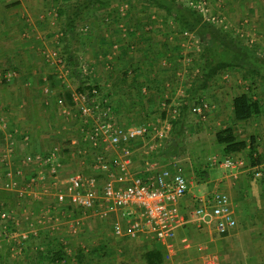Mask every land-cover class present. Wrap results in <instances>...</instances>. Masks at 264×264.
Masks as SVG:
<instances>
[{
  "label": "rangeland",
  "instance_id": "obj_1",
  "mask_svg": "<svg viewBox=\"0 0 264 264\" xmlns=\"http://www.w3.org/2000/svg\"><path fill=\"white\" fill-rule=\"evenodd\" d=\"M75 1L79 0H40L42 4L36 5L39 10L37 14L40 17L35 24L40 28L39 31L44 32L38 38L41 46H38L35 56L38 55V60L44 67L41 76H45L46 80L49 76H55L53 74L54 65L59 66L57 62L59 57L66 62V65L73 64L74 66V63L80 60V63L90 66L93 79L99 74L103 75L111 67L110 61H117L121 65L116 71L121 84H124L123 81H127L128 78L132 79L136 74L139 77H153L161 74L160 72H163V75L168 74L164 81V92L162 93L164 97L157 100L160 105L161 103L166 104L162 105L165 109L174 107L172 104L181 105L191 96L202 68L208 62L206 59L209 50L201 33L182 26L175 14H168L165 10L156 7L151 0H110L105 5L88 10L77 23L76 29L69 31L66 27V17H61L59 11L63 7L69 8ZM189 1L191 0H177L181 6L192 8L188 4ZM201 1L209 9L211 17H215L214 20L209 21L201 16L202 23L207 21L217 28L224 29L234 41L238 40L242 45L254 48L264 56V0ZM86 26L88 29L84 30ZM114 31L117 36L123 37L128 42L125 41L129 47L126 53L118 46L117 39L113 40ZM20 35V40L25 42L29 38L23 33ZM143 43H150L151 50L143 55L144 60L142 61L134 58L133 52L135 53L138 46ZM30 57L31 61L35 58L33 54L28 55L25 52H18L17 55L7 53L6 56H0V109L2 111L13 108V101L6 102L9 95H6L4 86L13 83L12 80L17 78L26 81L29 72L27 62ZM96 57L101 63L105 62L103 65L106 67L105 71L94 67L93 61ZM65 75L69 78L74 76L73 73ZM146 91L148 92V86ZM42 92L45 96L51 94V91L46 90L45 87L42 88ZM241 92H246L252 101L259 103L260 112L248 121L241 122L240 126V122H236V134L239 138L246 136L249 139L253 138L255 142L259 140L260 145L264 143L262 142L264 141V133H262L264 129L260 134L252 132L253 127L264 126V78L250 75L248 69L230 67L217 74L210 81L208 88L196 92L197 94L191 99L185 111L181 134H175L174 142L165 154H170V156L186 154L185 152L193 149L194 146L197 147V141L201 143L205 140V143H209L211 136L218 129L223 128L220 126L233 125V118H230L228 123L221 124L220 121L224 119L222 118L224 115L221 117L216 110L218 105L221 109L228 110L227 102ZM137 94L139 96L140 92L138 91ZM171 96L177 97L175 102L170 98ZM147 102L150 103V101ZM200 102L209 103V109L202 115L192 113L191 107ZM21 104L18 102L19 110L21 108L26 110L27 106V111L33 112L35 109L32 104L27 103L26 98L21 101ZM48 104L51 105L50 99ZM224 114L226 117L225 112ZM165 117L164 110H157L155 115L152 112L144 117L119 116V119L121 118V122L126 125H137L147 121L155 122ZM4 121L2 119L3 124ZM243 123H246V126ZM10 125L5 123L2 129L5 133L3 142L9 143L7 144L9 148L5 146L3 151L11 150L12 147V150L24 151L20 156L28 154V145L23 150L19 139L14 140L15 143L12 140L13 133H17V129H12ZM1 154L3 157V153ZM6 154L8 153L5 152L4 155ZM7 159L9 167L6 170L14 171L15 167L16 171L23 169V175L15 177L19 187H23L25 181L37 173L34 172V168L29 167L30 165L23 163V158L18 159L20 161L16 164L12 163V159ZM71 166L70 169L68 168L69 171L78 169V165L72 164ZM187 167L191 166H185ZM6 170L3 164L0 165V173H2L0 179ZM190 170L193 171L196 168L193 166ZM62 175L64 174L62 173L60 177ZM8 194H10L8 198H5L7 201L0 194V201L8 202L7 205L4 203V209H15L14 215L19 216L20 219V225L17 226L19 231L31 233L29 238L22 242L13 239L1 241L0 264H38L37 261L47 255L48 251L55 252L59 249L64 250V255L52 264H108L109 237L112 235L110 229L96 227L95 221H90L92 219L86 223L82 221V224L85 223L83 226L77 224L76 221L80 220L81 214L78 211L66 209L63 204L55 203L53 194H50L53 197L50 196L51 198L44 202L40 199L35 202L37 198L30 196L20 197L16 192ZM27 222L30 224L27 225ZM95 238H102V242L99 246L96 244V247L93 245ZM44 263L47 264L46 261Z\"/></svg>",
  "mask_w": 264,
  "mask_h": 264
},
{
  "label": "crops",
  "instance_id": "obj_2",
  "mask_svg": "<svg viewBox=\"0 0 264 264\" xmlns=\"http://www.w3.org/2000/svg\"><path fill=\"white\" fill-rule=\"evenodd\" d=\"M39 3L40 0H0L1 57L6 56L7 53L17 55L18 52L36 56V50L38 46H41L38 38L44 33L39 31L40 28L35 24L40 17L37 14L39 10L36 6ZM20 33L29 37L26 42L20 40ZM112 38L113 40L117 39L121 50L124 49V52L128 51V44H125L126 39L119 35L117 36L115 31ZM149 45L150 43H143L142 47L138 46L137 50H135L136 54L133 52L134 58L142 60L143 55L151 50ZM79 61L77 60L74 63L73 77L64 76L63 67L53 64L55 70L53 74L55 76H49L48 80H46L45 76H41L44 72V67L41 61L38 60V55L32 61L30 57L27 62L29 72L26 81L17 78L12 80L13 83L4 86L6 95H9L6 102L13 101L12 110L2 111L0 109V128L3 129L5 123L11 124L12 129L16 128L17 133H13L12 140L17 141L19 139L23 150L26 149L27 145L28 153L32 154L45 152L54 146L60 148V157L64 162V169L61 171V174L63 173L64 175L60 177L61 179L75 172H83L86 175L95 173L91 167L92 157L79 154V148H81L79 145L82 144L80 138L82 121L78 116V108L73 104L72 98L70 99V95L74 91L81 90L82 82L84 81ZM94 61V67H98L97 69L102 68L105 71L106 67L103 66L105 62L101 63L97 60V57ZM110 64L111 67L103 75L99 74V76L94 77L93 81L101 87L102 93H105L111 99L113 111L120 124L126 125L121 122L119 116L144 117L152 112L154 115L157 114V110H165V107L163 108L162 106L163 104L161 103L160 105L157 100L164 97L162 94L164 92V81L168 74L163 75V72H160L161 74L153 77H139L136 74L132 79L128 78L127 81H123L124 84H121V79L116 73L121 65L117 61H110ZM138 86L141 87L139 88ZM147 86L148 92L146 91ZM43 87L46 90H50L51 94L45 96L42 92ZM138 91L140 92V97L137 94ZM24 98L27 99L29 105L32 104L35 108L33 112L27 111L28 106L26 110L21 107V110L18 109V102L22 105L21 101ZM48 98L51 100V105L48 104ZM170 98L173 102L177 99V97L173 96ZM233 98L227 102L226 107L228 110L225 111L221 109L220 105L217 106L216 113L221 117L224 115L222 117L224 119L220 121L221 124L228 123L230 118L234 117ZM147 101H150V103ZM64 109L68 110L67 113L63 112ZM222 112L223 114H221ZM2 119L3 121L5 119L4 124ZM61 119L64 120L61 121ZM261 121L263 122V120ZM240 124L242 123L240 122L239 126ZM243 124L246 126V123ZM220 127H226V125ZM263 129L264 126L260 128L253 127L252 132L260 134ZM253 133L251 134L253 135ZM76 139H80L79 143H75ZM174 139L175 136L169 141L168 148L172 146ZM240 139L248 143L247 147L232 154L224 152V146L217 142L215 134L211 136L210 144L205 143V140L201 143L197 141V147L194 146L193 149L185 152L186 154L177 156L173 154V157L178 158L183 166L189 188L180 201V208L187 218V222L176 230L174 237L170 241H160L147 232H140L136 237H131L126 233L117 235L114 232L115 223H121L125 231L127 228V219L121 210L102 216L94 209L79 208L78 213L81 216L80 222L77 219V224L80 225L82 221L86 223V221L92 219L90 221H95L94 225L96 227L110 229L112 235L109 237L108 264H264V176L255 177L254 173L257 167L263 172L264 143L260 145L258 140V142L256 141L257 143L254 142L252 145L253 138L249 139L244 136ZM7 144L9 145V143L4 142L0 144V147L2 149L5 146L8 147ZM142 144V142H138L135 145L136 152L133 160V170L136 172L144 170L145 167L146 153ZM82 146L86 147V143L84 142ZM156 151L160 153L162 148ZM23 152L22 150H12V147L11 150H7L8 154H6V157H2L0 152V165L3 164L6 170L9 167L7 158L12 159V163L16 164L20 161L18 159L24 158L25 155L20 156ZM164 152L167 151L165 150ZM252 155L258 156L260 159L255 165H252ZM155 156L162 158L157 154ZM166 156L168 158L169 154ZM227 157L244 158L246 167L239 169L225 167L224 160ZM166 163L168 161L164 160L161 162V164ZM72 164L78 165L76 171H69ZM185 166H194L196 170L191 171V167L185 168ZM29 167L34 168V172L37 171L35 165L31 164ZM16 170L15 167L14 171ZM43 184L47 187V189L44 187V189L40 188L44 196H41L42 198H34L35 202H38V199L42 202L48 200L52 196L50 194L54 196L53 179L48 176L43 181ZM215 190L226 192L233 207L236 225L226 233L217 231L216 219L210 214L196 222L188 219L190 213L201 204L198 199L209 195ZM53 199L57 203L55 198ZM84 222L83 224H85ZM21 224H24V222H21ZM28 224L30 223L27 222ZM101 239H93L95 242L93 245L96 247V244H98L99 246L100 242H102Z\"/></svg>",
  "mask_w": 264,
  "mask_h": 264
},
{
  "label": "built area",
  "instance_id": "obj_3",
  "mask_svg": "<svg viewBox=\"0 0 264 264\" xmlns=\"http://www.w3.org/2000/svg\"><path fill=\"white\" fill-rule=\"evenodd\" d=\"M188 4L205 19H215L211 17L203 1L191 0ZM83 29L87 30L88 26ZM57 62L63 67L64 75L73 73V66L66 65L62 58L59 57ZM80 69L84 78L81 90H76L71 95L82 121V144L79 146L86 143V147L79 148V154L92 157L91 167L95 173L86 175L75 172L61 179L64 162L60 157V148L54 146L45 152L28 153L24 156L23 163L35 165L37 173L28 178L23 187H19L15 178L23 170H6L0 179V194L16 192L20 197L40 198L43 193L39 187L47 189L43 181L49 176L53 179V193L57 203L94 209L102 216L121 210L126 216L127 228L125 231L121 223H115L114 232L117 235L126 233L136 237L140 232H147L160 241H170L176 230L187 222L181 211L180 201L188 191V179L178 158H167L164 152L169 149L172 121L179 115V104L164 108V119L137 125L120 124L111 99L93 81L90 66L80 63ZM209 106L207 102H200L190 110L202 115ZM67 111L63 110L64 113ZM76 140L75 143H79L80 139ZM138 142L143 143L146 153L145 167L140 172L133 170L135 145ZM159 148H162L160 153L156 151ZM0 152L6 156L4 154L7 151H3L1 147ZM164 160L168 163L161 164ZM224 166L239 169L246 167V162L242 157H227ZM254 173L255 177H263V172L258 167ZM198 200L201 204L190 213L189 221L196 222L210 214L216 219V229L220 233H226L236 225L231 200L226 192L215 190ZM4 207L1 200L0 242L12 239L22 242L28 239L31 232L19 231L17 226L20 225V219L14 215L15 209L7 210Z\"/></svg>",
  "mask_w": 264,
  "mask_h": 264
},
{
  "label": "trees",
  "instance_id": "obj_4",
  "mask_svg": "<svg viewBox=\"0 0 264 264\" xmlns=\"http://www.w3.org/2000/svg\"><path fill=\"white\" fill-rule=\"evenodd\" d=\"M110 0H79L72 3L67 8L60 9V16L66 17V27L69 31L75 30L79 20L87 13L88 10L105 5ZM151 2L158 8L165 10L168 14H175L176 19L184 27L191 30H196L202 34L203 40L209 50L207 55V63L203 66L200 77L197 81L196 87L192 90L191 96L185 99L184 103L178 106L179 115L172 121L173 127L171 136L180 135L182 131L184 114L189 106L191 99L200 90L209 87L210 81L217 76L221 71L232 68L248 69L249 74L252 76H262L264 78V56L261 55L256 49L242 45L238 40L234 41L229 33L224 29L217 28L210 22H201V14L195 9L181 6L177 0H151ZM71 60H69L70 62ZM197 92V93H196ZM71 99V95H70ZM233 125L220 128L215 132L216 140L219 144L223 145L224 152L232 154L243 150L247 147L248 143L238 137L235 131L236 122H244L251 119L253 116L260 112V105L257 101H252L246 92H241L233 98ZM166 114V110H164ZM178 133V134H177ZM4 132L0 128V144L4 143ZM255 140L253 139V143ZM82 146V145H81ZM168 152V151H167ZM168 155V154H167ZM172 155V154H171ZM260 156L259 154H257ZM170 156V154H169ZM258 156H251L252 165L260 161ZM264 176V168H263ZM10 194L4 192L2 197L4 199ZM1 197V198H2ZM6 201V199H5ZM6 205L8 202H4ZM66 209L78 211L79 207L70 204H64ZM64 255V250L48 251L47 255L42 256L38 264H52L56 260L61 259ZM48 259V260H47Z\"/></svg>",
  "mask_w": 264,
  "mask_h": 264
}]
</instances>
